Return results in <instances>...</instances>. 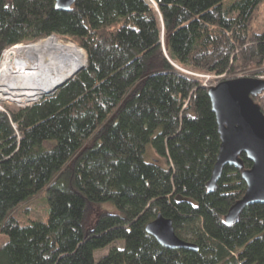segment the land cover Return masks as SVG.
<instances>
[{"label":"trees","instance_id":"obj_1","mask_svg":"<svg viewBox=\"0 0 264 264\" xmlns=\"http://www.w3.org/2000/svg\"><path fill=\"white\" fill-rule=\"evenodd\" d=\"M260 1L0 0V57L51 35L87 55L54 93L0 110V264H264V204L225 219L252 162L242 153L208 186L221 146L209 89L264 72ZM42 194L45 219L21 223ZM100 203L116 210L92 220ZM159 213L198 250L149 234Z\"/></svg>","mask_w":264,"mask_h":264},{"label":"water","instance_id":"obj_2","mask_svg":"<svg viewBox=\"0 0 264 264\" xmlns=\"http://www.w3.org/2000/svg\"><path fill=\"white\" fill-rule=\"evenodd\" d=\"M75 1L56 0V8L69 11ZM86 65L87 55L86 63L81 69ZM70 78L62 81L55 91ZM263 90L264 80L257 76L222 79L209 89L221 138L217 161L208 183L209 190L216 187L225 166L243 167L242 153L252 162V166L242 172L246 191L243 197L230 207L225 217L229 224L238 220L245 207L255 203L264 204V113L260 104L253 98ZM146 231L164 247L198 250L193 242L177 235L173 220L162 213L147 224Z\"/></svg>","mask_w":264,"mask_h":264},{"label":"bare ground","instance_id":"obj_3","mask_svg":"<svg viewBox=\"0 0 264 264\" xmlns=\"http://www.w3.org/2000/svg\"><path fill=\"white\" fill-rule=\"evenodd\" d=\"M85 63L76 49L65 46L55 36L29 45H15L5 51L0 64V92L51 93Z\"/></svg>","mask_w":264,"mask_h":264},{"label":"rangeland","instance_id":"obj_4","mask_svg":"<svg viewBox=\"0 0 264 264\" xmlns=\"http://www.w3.org/2000/svg\"><path fill=\"white\" fill-rule=\"evenodd\" d=\"M249 27H252L254 29H259L260 31L264 30V0H261L260 1L258 8L252 14V17L250 18V22H249ZM57 38L65 46L71 47L69 45V42L70 41H67V40L62 39V38H59V37H57ZM21 44H25V43H21ZM29 44H31V43H29ZM13 46H15V45H13ZM13 46H11V47H13ZM11 47L7 48L6 50L10 49ZM71 48H73V47H71ZM6 50H4V52ZM4 52H3L2 57H0V64L4 60V54H5ZM82 56L85 58L84 55H82ZM261 75L264 76V72L262 74H256L255 76L258 77V76H261ZM243 76H247L246 73H244V72L243 73H240L235 78L243 77ZM215 78H218V76H206L204 78L203 85L204 86H207V81L210 80V79H215ZM231 79H233V78H231ZM51 93H47V94H43V95H38L36 92H33V91L32 92L30 91V92L18 93V94H16V93L14 94V93H11V92H0V110L7 111L9 109L25 108V107L30 106V105L34 104L35 102L41 100V98L43 96L48 95V94H51ZM258 96H260V98L264 101V99L261 97V95H258ZM150 148H151V146L149 145V149ZM154 156H156V155H154ZM158 158H159L158 159L159 160V163L162 166H165L166 167V160L164 158H161V157H158ZM31 205H32L33 209L31 210V214L30 215H28V216L26 215L24 217L23 214H18V216L21 219L20 220L21 223H28V222H30V219L33 218V217L36 220H39V221H43L45 219L46 212H48V208H49L46 194L39 195L36 198V200L32 201ZM104 210L113 212V211L116 210V207L112 203H100V204H98L97 211L94 214V216L92 217V220L93 219L96 220V217L98 216V214L101 211H104ZM8 238L9 237H8L7 234L0 233V247L2 245H4L8 241ZM114 247L122 248L123 247V243L121 241H117V242H114L111 245H109V246H107V247H105L103 249H99V250L95 251V254H94L95 255V258L97 260H99L103 256L107 255L110 252V250L112 248H114Z\"/></svg>","mask_w":264,"mask_h":264},{"label":"built area","instance_id":"obj_5","mask_svg":"<svg viewBox=\"0 0 264 264\" xmlns=\"http://www.w3.org/2000/svg\"><path fill=\"white\" fill-rule=\"evenodd\" d=\"M5 53V52H4ZM258 78H260V79H263L264 80V76L263 75H261V76H258ZM259 95H261V97L264 99V90L262 91V93L261 94H259Z\"/></svg>","mask_w":264,"mask_h":264}]
</instances>
